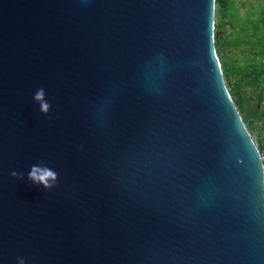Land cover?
I'll use <instances>...</instances> for the list:
<instances>
[{
    "label": "water",
    "instance_id": "water-1",
    "mask_svg": "<svg viewBox=\"0 0 264 264\" xmlns=\"http://www.w3.org/2000/svg\"><path fill=\"white\" fill-rule=\"evenodd\" d=\"M215 14L216 0H0V264H264V164ZM41 161L50 191L28 180Z\"/></svg>",
    "mask_w": 264,
    "mask_h": 264
},
{
    "label": "trees",
    "instance_id": "trees-1",
    "mask_svg": "<svg viewBox=\"0 0 264 264\" xmlns=\"http://www.w3.org/2000/svg\"><path fill=\"white\" fill-rule=\"evenodd\" d=\"M260 1L259 11L248 9L241 17L234 0H216L215 14V46L223 75L252 134L257 125L264 130V0ZM257 138L264 155L261 139Z\"/></svg>",
    "mask_w": 264,
    "mask_h": 264
},
{
    "label": "clouds",
    "instance_id": "clouds-1",
    "mask_svg": "<svg viewBox=\"0 0 264 264\" xmlns=\"http://www.w3.org/2000/svg\"><path fill=\"white\" fill-rule=\"evenodd\" d=\"M34 101L39 104V111L42 114L47 115L49 113L51 105L46 101V93L43 88L36 91ZM10 175L17 180L24 179L23 173L17 171H12ZM28 180L36 186H42L45 191H50L58 186V173L47 166L44 161H41L39 164L31 166ZM17 264H25L24 258L18 257Z\"/></svg>",
    "mask_w": 264,
    "mask_h": 264
},
{
    "label": "rangeland",
    "instance_id": "rangeland-1",
    "mask_svg": "<svg viewBox=\"0 0 264 264\" xmlns=\"http://www.w3.org/2000/svg\"><path fill=\"white\" fill-rule=\"evenodd\" d=\"M234 5L239 9V14L241 17H244L245 11L248 9L259 11L262 8V3L260 0H234ZM215 24H216V17H215ZM227 33L230 34L229 29L227 30ZM218 56L220 58L219 54ZM254 130H255V135L257 137L259 136L260 139H264V130L261 128L260 125L255 126Z\"/></svg>",
    "mask_w": 264,
    "mask_h": 264
},
{
    "label": "crops",
    "instance_id": "crops-1",
    "mask_svg": "<svg viewBox=\"0 0 264 264\" xmlns=\"http://www.w3.org/2000/svg\"><path fill=\"white\" fill-rule=\"evenodd\" d=\"M261 144H262V146L264 148V139H261Z\"/></svg>",
    "mask_w": 264,
    "mask_h": 264
},
{
    "label": "built area",
    "instance_id": "built-area-1",
    "mask_svg": "<svg viewBox=\"0 0 264 264\" xmlns=\"http://www.w3.org/2000/svg\"><path fill=\"white\" fill-rule=\"evenodd\" d=\"M262 161H263V164H264V155L262 154Z\"/></svg>",
    "mask_w": 264,
    "mask_h": 264
}]
</instances>
